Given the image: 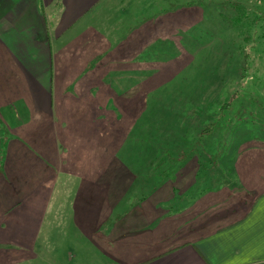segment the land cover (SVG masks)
<instances>
[{
	"label": "crops",
	"instance_id": "1",
	"mask_svg": "<svg viewBox=\"0 0 264 264\" xmlns=\"http://www.w3.org/2000/svg\"><path fill=\"white\" fill-rule=\"evenodd\" d=\"M167 1L0 0V264H264V112L156 180L102 158V103L120 96L100 72L126 70L102 78L127 93ZM173 5L171 25L199 6Z\"/></svg>",
	"mask_w": 264,
	"mask_h": 264
},
{
	"label": "rangeland",
	"instance_id": "2",
	"mask_svg": "<svg viewBox=\"0 0 264 264\" xmlns=\"http://www.w3.org/2000/svg\"><path fill=\"white\" fill-rule=\"evenodd\" d=\"M189 1L199 6L183 7L182 13L188 9L193 13L171 25L173 4ZM165 10L168 23L161 30L165 38H153L161 23H151V39L157 45L153 42L140 53L135 49L128 57L129 66L132 58L135 66L129 71L128 94L102 78L122 79L126 70L100 72L104 94L120 96L119 102L102 103L105 115L115 110L102 119L106 135L102 158L133 162V168L123 173L133 170L144 181L168 172L175 159L189 156L194 145L211 144L216 149L227 142L239 144L242 121L253 128L255 111L264 112V0H168ZM117 13L108 9L102 17ZM91 88H80V94L84 90L94 94ZM135 185L137 190L141 183Z\"/></svg>",
	"mask_w": 264,
	"mask_h": 264
}]
</instances>
